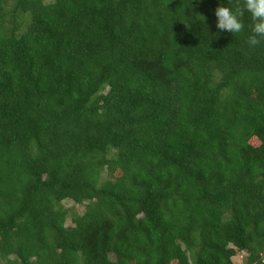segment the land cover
<instances>
[{
  "label": "trees",
  "instance_id": "1",
  "mask_svg": "<svg viewBox=\"0 0 264 264\" xmlns=\"http://www.w3.org/2000/svg\"><path fill=\"white\" fill-rule=\"evenodd\" d=\"M217 6L0 0V264H264V43Z\"/></svg>",
  "mask_w": 264,
  "mask_h": 264
},
{
  "label": "clouds",
  "instance_id": "2",
  "mask_svg": "<svg viewBox=\"0 0 264 264\" xmlns=\"http://www.w3.org/2000/svg\"><path fill=\"white\" fill-rule=\"evenodd\" d=\"M217 5L215 26L220 32L240 36L247 29L245 44L249 50L264 43V0H239L235 6L217 0Z\"/></svg>",
  "mask_w": 264,
  "mask_h": 264
},
{
  "label": "rangeland",
  "instance_id": "3",
  "mask_svg": "<svg viewBox=\"0 0 264 264\" xmlns=\"http://www.w3.org/2000/svg\"><path fill=\"white\" fill-rule=\"evenodd\" d=\"M63 206L66 210H68V220H67V226H70L71 221V214L73 212L75 213H81L83 210L81 207L75 206L72 202L66 201L63 203ZM247 256L244 253H239L236 257L233 258L234 264H245Z\"/></svg>",
  "mask_w": 264,
  "mask_h": 264
}]
</instances>
